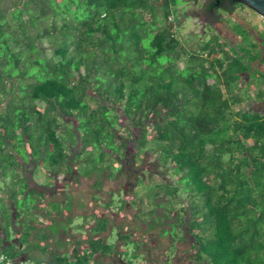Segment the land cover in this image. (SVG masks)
<instances>
[{
	"label": "trees",
	"instance_id": "obj_1",
	"mask_svg": "<svg viewBox=\"0 0 264 264\" xmlns=\"http://www.w3.org/2000/svg\"><path fill=\"white\" fill-rule=\"evenodd\" d=\"M178 5L0 0V254L13 264L51 248L58 264L98 255L117 264H264V114L242 108L249 94L232 87L249 66L215 38L183 39L173 26ZM131 145L133 171L147 152L153 174L164 175L137 173L141 190L114 209L116 191L95 201L108 212L84 214L85 235L63 230L60 206L74 200L66 203L63 183L64 198L49 199L59 177L133 174L122 163ZM39 166L53 186L35 178ZM94 186L101 196L102 181ZM129 206L135 227L118 234L114 215ZM152 233L168 241L153 245ZM72 244L70 257L62 247Z\"/></svg>",
	"mask_w": 264,
	"mask_h": 264
},
{
	"label": "flooded vegetation",
	"instance_id": "obj_2",
	"mask_svg": "<svg viewBox=\"0 0 264 264\" xmlns=\"http://www.w3.org/2000/svg\"><path fill=\"white\" fill-rule=\"evenodd\" d=\"M182 2V4L178 5L179 19L173 20V26H176L175 28L178 30L181 27H187L191 31V27L197 25L201 29L197 36L201 38L199 42L215 38V40L223 44L225 49L234 51L237 57L245 60L249 69L239 73L240 77L232 87L235 92L243 95L244 93L249 94L250 99L242 103V108H249L252 111L264 114V97L259 98L261 94H264V63L262 62L264 52V17L244 3H234L211 19L206 20L202 16L203 0H182ZM188 20H190L189 25L186 24ZM192 35L193 33L190 32L189 37L191 39ZM243 48H246L247 52ZM244 104H247L248 107H243ZM127 169L133 171L131 165H127ZM134 172L135 178H137V173L138 175H143V172H138L136 169H134ZM123 223V220H117L116 222L118 234L122 231ZM60 234L58 236L59 240L62 237V234ZM72 237L71 243L75 242L77 238L75 235H72ZM158 237L152 233L151 241L153 245L160 243L161 240ZM67 241H69L68 238ZM73 246V244L65 245L62 250L68 252L71 257ZM49 252H51L54 263L58 264L54 259L55 252H53L52 248ZM56 252L59 251L57 250ZM50 254H40L39 258L35 257L37 260L49 264L50 260L47 257ZM27 257L33 258L32 256ZM101 259L103 262L107 260L108 264H117L116 261L119 260L118 257L114 256L98 255L93 264H101Z\"/></svg>",
	"mask_w": 264,
	"mask_h": 264
},
{
	"label": "rangeland",
	"instance_id": "obj_3",
	"mask_svg": "<svg viewBox=\"0 0 264 264\" xmlns=\"http://www.w3.org/2000/svg\"><path fill=\"white\" fill-rule=\"evenodd\" d=\"M182 0H178V4H182ZM179 12L176 13V15L178 16ZM187 25L190 24V20H188L186 22ZM260 28V27H259ZM201 29L196 25L191 27V31L189 30V28L187 27H181L179 29V35L183 38V39H188L190 36V32L193 33L192 35V39L191 42H189L190 44H193V46L199 42V40H201V38H198L197 36L199 35ZM43 48L45 50L46 55L50 56L52 54V50L50 47V44L48 43V41L46 39L43 40ZM245 52H247L246 48H243ZM243 107H248L247 104H244ZM134 152V148L133 145L130 146L129 149V156L128 159L124 160V164L127 166L131 163L132 161V153ZM141 161L138 163V165H136L135 169L138 172H143L144 169H150L152 171V174L148 175V178H151V181H158L160 178L161 174H153L157 172L156 169V159L153 156V154L151 153H143L141 154ZM139 160V158L137 159V161ZM119 164H117L118 167ZM81 167H83L81 164L79 165L78 169L79 172H82L83 169H80ZM148 167V168H147ZM44 166H39L38 170L35 172L34 176L35 178L38 179L41 183L43 182L45 185H49V186H53L55 184V180L53 179V177L51 175H49L46 171V169L44 170ZM115 171V170H114ZM135 172L133 171V174H128L126 172L122 173V176H118L116 179H109L107 178L106 174H95L93 177L88 178L85 177L84 175H80L79 173H77L76 171L71 174V175H61L59 177V181L58 184L56 186H54V191H55V195H51L48 194L49 199L52 200H62V198H64V194H63V185L65 187V190L68 192H66L67 194V202H70L69 200H74V206L72 208H70V206L68 205H62L60 206L59 211L62 212L63 214L60 215L58 220H66L67 217L69 220H66L65 223H62V228L64 230V228L67 230H71L72 233H84V235L86 234L83 230L82 225L84 224V214H92L93 212H96L98 214H101L102 212H108L105 208L101 207L100 205L95 204V201L99 204L102 201L106 202L108 197H109V192L110 191H116L114 192L112 195L110 196V198L112 197V208L114 209L115 206L119 205L121 202V197L124 195V199L131 201L133 199H135V191H140L141 188L137 186L136 183V178H135ZM146 173V172H145ZM147 174V173H146ZM96 180H101L102 181V188L104 190V192L101 194L102 198L99 194L98 189L101 187H97L96 189L94 188V183ZM63 183V185H62ZM119 188L124 189L121 190V192L118 190ZM125 192V194H124ZM71 193L73 194L74 197H71ZM93 197V198H92ZM72 200V201H73ZM83 201L86 205L83 208L78 207L80 202ZM71 206H72V202H71ZM69 211V212H68ZM136 213V210L134 207H128L127 211H123L120 214L114 215L112 214V217L114 215V218H116V220H123V224H126V226H129L131 224L132 227H135L136 221L134 219V215ZM89 217H94L93 215H90ZM67 227V228H66ZM12 235L14 236V232L13 229H11ZM116 233V232H114ZM137 233H140V230L137 231ZM61 234H63L61 232ZM60 234V235H61ZM61 237V236H60ZM63 237V235H62ZM61 237V239H62ZM69 241L73 240V237L70 235L68 237ZM162 244L164 245L165 242L168 241V239L163 238L160 239ZM189 246L188 244H186L184 246V249H187ZM41 249V248H40ZM26 257L27 256H32L35 257L37 256V258H39L40 256V252L39 250L35 249L34 251H25ZM51 252H49L48 254H50ZM162 254L161 250H157L156 254ZM162 257V256H161ZM49 264H55L52 258V255L50 254L48 257ZM123 258H126V256H123ZM37 260V259H36ZM36 260L34 258H30L29 262L26 263L24 261H18L19 264H46L45 262H40L37 263ZM107 261V260H106ZM101 259L100 263L101 264H108V262H106ZM136 261V260H135ZM134 264L137 263V261Z\"/></svg>",
	"mask_w": 264,
	"mask_h": 264
},
{
	"label": "water",
	"instance_id": "obj_4",
	"mask_svg": "<svg viewBox=\"0 0 264 264\" xmlns=\"http://www.w3.org/2000/svg\"><path fill=\"white\" fill-rule=\"evenodd\" d=\"M234 3H244L264 17V0H203L202 16L211 19Z\"/></svg>",
	"mask_w": 264,
	"mask_h": 264
},
{
	"label": "built area",
	"instance_id": "obj_5",
	"mask_svg": "<svg viewBox=\"0 0 264 264\" xmlns=\"http://www.w3.org/2000/svg\"><path fill=\"white\" fill-rule=\"evenodd\" d=\"M0 264H13V261L6 259L3 254H0Z\"/></svg>",
	"mask_w": 264,
	"mask_h": 264
},
{
	"label": "crops",
	"instance_id": "obj_6",
	"mask_svg": "<svg viewBox=\"0 0 264 264\" xmlns=\"http://www.w3.org/2000/svg\"><path fill=\"white\" fill-rule=\"evenodd\" d=\"M28 257H24V256H20L19 257V261H24V262H26V259H27Z\"/></svg>",
	"mask_w": 264,
	"mask_h": 264
}]
</instances>
